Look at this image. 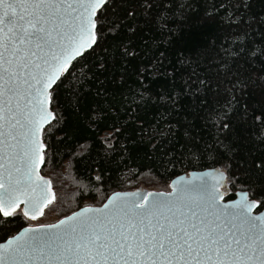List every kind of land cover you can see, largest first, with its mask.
Here are the masks:
<instances>
[{"label":"snow or ice","instance_id":"obj_1","mask_svg":"<svg viewBox=\"0 0 264 264\" xmlns=\"http://www.w3.org/2000/svg\"><path fill=\"white\" fill-rule=\"evenodd\" d=\"M255 8L256 0H0V219L26 222L0 242V264H264V201L244 191L225 201L215 180L222 172H192L171 191L113 192L39 221L57 199L40 173L46 135L72 81L75 104L89 113L138 121L150 108L165 107L161 119L186 113L167 127L184 151L239 145L245 173L259 174L250 183L264 181V153L252 152L264 145V13ZM220 10L228 30L198 50L174 48L190 17L203 11L211 29L224 23ZM148 51L164 95H150L144 69L132 66Z\"/></svg>","mask_w":264,"mask_h":264},{"label":"trees","instance_id":"obj_2","mask_svg":"<svg viewBox=\"0 0 264 264\" xmlns=\"http://www.w3.org/2000/svg\"><path fill=\"white\" fill-rule=\"evenodd\" d=\"M216 2L217 0H201V4L207 6ZM255 11L264 13V0H256ZM203 14L201 11L199 16L193 15L183 30L177 31L173 37L174 48L198 50L205 40L211 41L221 30H228L229 14L223 10H220V18L224 23L211 29L201 23L200 17ZM249 38L257 42L260 40L259 34ZM185 54L189 55L187 52ZM152 55L153 52L148 51L146 55L133 61L132 66L144 69L145 82L152 89L150 95H164L167 91L166 79L152 70ZM189 58L195 59L194 56ZM169 60H175L174 53L169 54ZM135 79L133 74L129 81L132 87H136L133 84ZM83 81L84 78L81 77L80 82ZM79 87V83L72 81L71 86L62 93V103L54 109L59 122L53 120L51 132L46 135V143L50 147L46 152L41 175L52 181L57 199L49 206L53 210L39 219H46L48 216L49 219L58 218L86 205H99L115 191H131L139 187L149 191H164L175 177L209 168L226 171L227 188L223 187L226 200L235 198L238 191L245 190L251 199L264 201V181L257 180L255 185L250 183V177L255 180L259 174L245 173L244 169L250 165L236 155L239 145L230 151L225 146L214 144L203 155L200 152H186L180 147L182 141L179 136L173 141L167 135L168 125H175L177 119L183 120L186 113L181 112L179 116L172 113L171 119H161V113L167 109L159 107L150 108L143 121L130 119L129 116L114 120L106 113L97 115L77 107L73 91ZM88 90V85H85L83 91ZM176 91H180L179 87ZM182 99L184 104H191V97L185 95ZM159 103L166 105L167 101L161 100ZM48 127L45 128L46 132ZM160 133L165 135L161 136ZM209 143H212L210 138ZM252 152L253 155L264 153V145L255 144ZM63 170L66 173L63 174ZM262 209L264 208L260 210ZM23 226H26V222L22 219L8 223L0 219V242Z\"/></svg>","mask_w":264,"mask_h":264},{"label":"water","instance_id":"obj_3","mask_svg":"<svg viewBox=\"0 0 264 264\" xmlns=\"http://www.w3.org/2000/svg\"><path fill=\"white\" fill-rule=\"evenodd\" d=\"M52 123V122H51ZM48 125H46L45 126V128L47 127ZM41 168H42V166H41ZM41 168H40V173H41ZM213 171H215V172H217V173H223L224 175L223 176H221V175H216L215 176V180L216 181H218L219 183H220V185H221V187H220V191L224 194V192H223V187L226 185V182H227V173H226V171H224L223 169H220V168H209V169H204V170H194V171H191L189 174H182V175H179V176H177V177H175L173 180H176V179H178L179 177H186V178H188V177H190L191 176V173L192 172H196V173H207V172H213ZM172 180V181H173ZM171 181V182H172ZM171 191V190H170ZM242 191H244V192H247V191H245V190H240V191H238L237 193H236V196H235V198H233V199H229V200H226L225 199V201H231V200H239V199H241L242 197H241V192ZM115 192H138V193H141V194H146V193H148V192H158V191H149V190H147V189H136V190H131V191H115ZM247 194H248V192H247ZM112 195V193L109 195V197ZM248 197H249V194H248ZM250 198V197H249ZM251 199V198H250ZM106 202V201H105ZM94 206H98V205H94ZM84 207V206H83ZM79 210V209H78ZM77 210V211H78ZM261 212H264V209H262V210H260ZM3 242V241H2Z\"/></svg>","mask_w":264,"mask_h":264},{"label":"rangeland","instance_id":"obj_4","mask_svg":"<svg viewBox=\"0 0 264 264\" xmlns=\"http://www.w3.org/2000/svg\"><path fill=\"white\" fill-rule=\"evenodd\" d=\"M62 173L63 174L66 173V170H63ZM225 186L227 188V185H225ZM139 189H143V187H139ZM170 190H171V188L169 187V185H167L164 191H170ZM153 191H157V190H153ZM48 214H49V209H45V215L47 216ZM56 219H57V217H53V218H50L49 219V216H48V218H46V219H39V221H42V222H54ZM37 222L38 221H32L33 224L34 223H37Z\"/></svg>","mask_w":264,"mask_h":264}]
</instances>
